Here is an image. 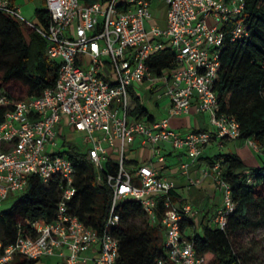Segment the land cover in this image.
<instances>
[{"label":"built area","instance_id":"2783aa9c","mask_svg":"<svg viewBox=\"0 0 264 264\" xmlns=\"http://www.w3.org/2000/svg\"><path fill=\"white\" fill-rule=\"evenodd\" d=\"M45 1L50 20L41 27L25 21L13 1L0 0V11L32 26L46 41V55L58 62L54 86L38 95L14 100L0 90V106L11 105L0 119V204L9 194L24 191L33 175L45 184L55 182L59 199L50 220L18 224L13 242L4 245L0 240V264H9L16 255L36 260L56 255L59 264H81L86 260L82 253L94 244L99 249L95 264H116L119 241L112 228L120 222L118 208L125 199L138 202L147 222L162 234L165 256L156 264H205L190 233L181 228L198 211L188 202L171 200L175 182L161 173L160 143L182 153L180 172L197 184L200 179L189 176L188 167L212 138H238L239 124L220 111L214 86L225 35L235 40L247 33L244 1L163 0V25L152 21L151 0ZM162 50L172 52L171 66L156 71L149 60ZM158 77L163 86L154 96L169 101L167 113L153 120L128 114L127 87ZM194 112L207 113L212 129L182 133L171 126L172 116ZM68 131L77 133L76 144L97 174L107 159L115 156L117 162L115 173L105 175L111 201L100 231L70 209L76 169L62 145L56 148L57 138ZM136 137L149 146L154 159L129 168L123 162L125 147ZM245 141L261 149L252 138ZM202 174L211 176L220 194L207 225L224 229L235 203L220 161L203 168Z\"/></svg>","mask_w":264,"mask_h":264},{"label":"trees","instance_id":"16d2710c","mask_svg":"<svg viewBox=\"0 0 264 264\" xmlns=\"http://www.w3.org/2000/svg\"><path fill=\"white\" fill-rule=\"evenodd\" d=\"M243 1V25L247 33L235 40H231L229 34L225 35L214 88L220 111L233 115L239 124L238 138H252L264 150V0ZM41 2L46 3L45 0ZM34 16L37 26L44 27L50 20L49 11L43 6L35 8ZM45 45V39L32 26L0 11V90L7 97L17 100L38 95L45 88L54 86L58 62L46 55ZM172 57L171 51L162 50L149 63L159 71L171 66ZM127 94L128 114L154 119L134 87L128 86ZM10 107L0 106V119ZM60 144L76 169V193L70 201V209L86 225L100 231L111 201V189L105 175L115 173L117 162L113 158L107 159L104 170L97 174L93 163L73 139L64 136ZM205 158L210 164L220 161L235 207L224 229L203 224L200 233L194 228L190 233L193 248L205 258V264H246L237 252L236 238L240 230L252 224L253 213L261 212L260 216H264V166L248 170L236 152ZM123 162L134 161L124 157ZM22 192V197L9 209L0 210V240L4 245L14 241L18 224L26 226L27 221L34 219L50 220L55 214L59 199L55 182L45 184L33 175ZM169 195L172 201L180 204L174 190ZM158 205L162 207L161 201ZM118 211L120 222L112 228L119 241L116 264H156L158 258L165 256L157 225L147 222L143 208L135 200L121 201ZM187 226H193V221L181 223L182 229ZM13 261L16 264L37 262L20 255Z\"/></svg>","mask_w":264,"mask_h":264},{"label":"crops","instance_id":"0c3cea01","mask_svg":"<svg viewBox=\"0 0 264 264\" xmlns=\"http://www.w3.org/2000/svg\"><path fill=\"white\" fill-rule=\"evenodd\" d=\"M11 1H13L16 4L15 0H11ZM79 1L81 3H91L94 1H102V0H79ZM161 86H163V81L161 78L158 77V78H153L152 80H145L134 87L136 91L137 88H140L142 89V92H144V96L146 100L151 104V108L155 111V113L146 104L143 103L142 104L146 107L148 112L154 116V118H157L156 115L159 114L158 109H161L163 113H167L166 106L168 105L169 101L164 100L163 104L160 105L161 101L166 98L163 97L157 99L154 96L155 89L160 88ZM139 93L140 92H138V94ZM139 96L141 99V93L139 94ZM170 124L174 129L182 133L194 129H212L211 125L208 122L207 113H200V112L190 113L189 115L172 116L170 118ZM215 140L218 141V146H225V150L220 153L236 152L243 159L248 170L252 167L264 166V155H262L261 153L258 154L255 148L247 144L245 140L240 138L227 139V138L213 137L211 141H215ZM160 147H161V152L164 156V164L163 167L160 169L161 173L166 175L168 178H170L175 182L174 191L178 195L179 201L181 200L182 202H188L187 200H190V198L196 200L201 197L202 199H204L206 196L205 194H208L210 196L208 200L209 202H211L214 198H211L210 192L213 191L214 189V195L218 199V202L220 204V194L215 189L211 176L202 174V169L210 164L208 160L205 159V157H209V156L208 155L203 156V152L205 148L202 151L198 160L193 162L188 167L189 176L200 179L199 183L190 184L187 181V179H185L184 175L180 172V168H179L180 159H185L184 156L182 157L181 155L182 153L171 148L168 142H161ZM128 151H129V155L126 156L125 158L135 162V163L126 162V165L129 168H133L144 161L154 159L151 158V152L149 146L142 143L139 137H136L134 142L128 145ZM112 158L114 159L115 156H112ZM194 187L199 190L197 191L196 189H194ZM192 206L196 208L197 211L199 210L198 207H195L194 205ZM215 209L210 212L209 216L205 220V223L203 224L208 223ZM203 216L205 217L206 215L203 214ZM196 218L197 217H194L192 219L193 226H190L193 229L195 226ZM203 224L200 223V227ZM190 227L188 229H191ZM98 250H99L98 244H94L92 247L85 250L82 253V255L86 257V260L81 264H95L94 258ZM60 261H61L60 257L56 255H51L38 259L35 264H59Z\"/></svg>","mask_w":264,"mask_h":264},{"label":"rangeland","instance_id":"374dc122","mask_svg":"<svg viewBox=\"0 0 264 264\" xmlns=\"http://www.w3.org/2000/svg\"><path fill=\"white\" fill-rule=\"evenodd\" d=\"M16 4L19 5L21 9V14L25 21H29L32 23H36L35 16H34V10L35 8L40 7H47L46 3L42 4L41 0H15ZM166 12V6L163 0H151V17L152 21L155 23H158L159 25L164 24V17ZM141 93V100L143 104H146L148 107L151 108V104L146 100L144 96V92H142V89L137 88V93ZM139 93V94H140ZM167 99H163L160 103V105L163 104V101ZM152 109V108H151ZM153 110V109H152ZM154 111V110H153ZM159 114L156 115L157 118L163 117L165 113L161 111V109H158ZM155 113V111H154ZM68 136L70 139L75 142H78L79 138H77V133L68 131ZM60 140L61 138H57V147H60ZM225 150V146H218V141H210L203 152V156H214L220 152H223ZM258 154L264 155V150H256ZM129 155L128 151V145L125 147L124 157ZM206 159V158H205ZM197 191L199 189L195 188ZM211 198H214L211 202H209L208 198L210 196L208 194H205V198L202 199H191L187 200L190 205H194L195 207H198V214H196L195 217V229H199V232L201 233L200 229V223H205L206 218L209 216L210 212L214 210L218 205V199L214 195V189L210 192ZM23 195V192H16L9 194L0 204V210L9 209L11 205L19 200ZM210 205V206H209ZM259 213V214H258ZM203 214L206 216L204 217ZM261 212H256L251 215V222L249 226H246L242 230H240L237 234L236 238V245H237V252L241 257H243V260L246 262V264L253 263V264H264V216H260ZM191 229L185 228V232L191 233L193 231V228ZM9 264H16L15 261H11Z\"/></svg>","mask_w":264,"mask_h":264}]
</instances>
